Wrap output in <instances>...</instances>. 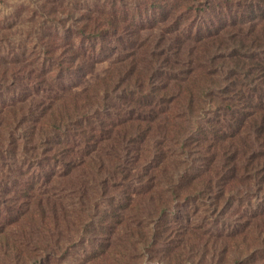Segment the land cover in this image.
I'll list each match as a JSON object with an SVG mask.
<instances>
[{
    "label": "trees",
    "instance_id": "obj_1",
    "mask_svg": "<svg viewBox=\"0 0 264 264\" xmlns=\"http://www.w3.org/2000/svg\"><path fill=\"white\" fill-rule=\"evenodd\" d=\"M260 21L264 22V0H32L24 32L14 34L11 22L0 19V131L11 142L19 131L22 155H27L28 145L35 150V141L49 156L52 151L67 156L68 150L70 159L63 157L69 166L66 175L72 178V169L84 161H75L74 144L65 139L81 140L90 154L96 144L112 136L114 120L121 115L116 134L123 138V144L133 143L135 132H151L152 118H143V111L164 115L166 129L175 109L172 87L186 81L191 73L203 71V62L214 60L219 72L227 70V79L231 74L239 78L241 96L239 108L234 110L237 161L226 163L224 153L217 169L215 154L204 147V158L209 156L207 167L196 173L194 181L204 186V199L214 192V185L216 190L223 188L217 190L216 210L228 204V198H220L225 192L244 186L245 181H257L263 213L255 219H238L239 230L234 236L241 241L234 264H255L250 261L257 253L264 255V246H256L260 241L264 245L263 223L258 222L259 218L264 220V64L254 57L263 49L264 33L256 31ZM185 50L190 57L194 55L195 66L185 58ZM115 52L118 56L111 61V71L99 77L102 87L83 86L84 80L95 74V66L110 60ZM101 56H105L103 61ZM248 83L254 86L248 88ZM185 90L191 92L189 86ZM95 101L98 104L94 106ZM128 108L139 110L137 119L132 113L123 119ZM105 109L106 119L101 116ZM107 125L110 128L105 129ZM35 129L39 133L34 138ZM231 138L223 131L224 142ZM244 145L258 152L248 159ZM132 153L147 162L143 151H129L130 156ZM89 157L92 160V155ZM113 168L110 177L123 183L130 165L116 158ZM142 172L149 175L143 167ZM78 176L75 178L80 180ZM5 178L10 182V177ZM11 182L0 194V203L7 202L8 210L18 206L25 195L16 191L10 196L12 188L17 189L15 180ZM3 194L11 198L7 201ZM231 198L236 201L233 194ZM163 213L160 216L165 219V209ZM165 264L174 262L165 260Z\"/></svg>",
    "mask_w": 264,
    "mask_h": 264
},
{
    "label": "rangeland",
    "instance_id": "obj_2",
    "mask_svg": "<svg viewBox=\"0 0 264 264\" xmlns=\"http://www.w3.org/2000/svg\"><path fill=\"white\" fill-rule=\"evenodd\" d=\"M31 1L0 0V19L11 22L14 34L28 29L25 20ZM256 31L264 33V22L256 25ZM261 47L254 57L264 64V42ZM117 56L115 52L105 61V56H101L103 62L95 66V74L88 76L82 85L92 89L102 87L99 77L111 71V61ZM185 58L191 66L196 65L194 55L190 57L187 50ZM203 65V71L191 73L186 81L172 87L175 109L168 129L163 127L164 115L143 111V118H152L151 132L145 133L144 129L135 132L133 143L123 144V138L116 134V128L122 124L121 115L113 119L116 127L112 136L96 144L90 154L81 140L65 139L74 144L71 148L75 161H84L81 167L72 169V178L66 175L69 166L64 157L70 159L68 150L67 156L53 151L49 156L42 153L43 145L35 141V150L28 145L27 155H22L19 131L14 134V142L0 131V194L1 188L11 187V180H15L17 189L13 187L10 196L16 191L25 194L18 206L10 210L7 202L0 203V239H5L0 241V264H165L170 259L174 264H234L241 252L237 247L241 241L234 237L239 230L238 219L258 218L263 213V196L259 195L257 181H245L244 186L219 196L228 198V204L214 212L218 211L214 208L218 204L217 193L223 188L217 187V191L214 185V192L204 199V186L194 181L196 173L207 167L209 156L204 158V147L215 154L217 169L224 153L226 163L235 164L239 147L234 134L237 117L234 110L239 108L241 96L239 78L231 74L227 79V70L219 72L214 60ZM186 86L191 88L190 93ZM247 86L252 88L254 84ZM101 102L107 107L106 100ZM97 104L95 101L94 106ZM106 111H101L104 119ZM138 111L128 108L123 119L130 113L137 119L134 117ZM223 131L233 137L230 142L222 140ZM38 133L35 129L33 137ZM243 150H248V159L258 152L245 145ZM129 151H143L147 162L134 158L133 153L130 156ZM116 158L130 165L123 183L110 177ZM142 167L149 170L150 176L142 172ZM77 174L80 180L75 178ZM5 176L10 177V182ZM143 179L146 180L140 182ZM232 194L235 202L231 200ZM164 209L165 219L160 216L164 215ZM258 222L263 223L264 229V220L259 218ZM256 246L264 245L260 241ZM250 262L264 264V255L258 252Z\"/></svg>",
    "mask_w": 264,
    "mask_h": 264
}]
</instances>
